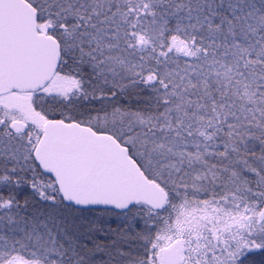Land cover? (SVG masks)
Segmentation results:
<instances>
[{"label": "snow or ice", "instance_id": "1", "mask_svg": "<svg viewBox=\"0 0 264 264\" xmlns=\"http://www.w3.org/2000/svg\"><path fill=\"white\" fill-rule=\"evenodd\" d=\"M0 264H264V0H0Z\"/></svg>", "mask_w": 264, "mask_h": 264}]
</instances>
